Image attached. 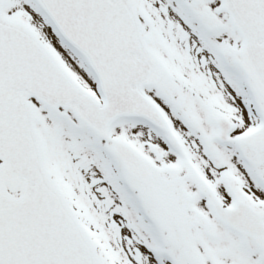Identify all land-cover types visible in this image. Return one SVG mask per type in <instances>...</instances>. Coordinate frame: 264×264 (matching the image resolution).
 <instances>
[{"label": "snow or ice", "instance_id": "obj_1", "mask_svg": "<svg viewBox=\"0 0 264 264\" xmlns=\"http://www.w3.org/2000/svg\"><path fill=\"white\" fill-rule=\"evenodd\" d=\"M0 264H264V0H0Z\"/></svg>", "mask_w": 264, "mask_h": 264}]
</instances>
